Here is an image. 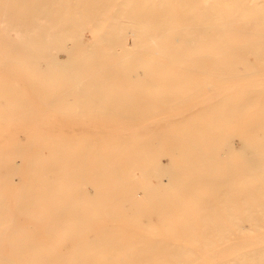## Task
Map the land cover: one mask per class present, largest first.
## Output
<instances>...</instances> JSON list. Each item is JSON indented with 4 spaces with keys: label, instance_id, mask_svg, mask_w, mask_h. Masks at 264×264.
<instances>
[{
    "label": "bare ground",
    "instance_id": "bare-ground-1",
    "mask_svg": "<svg viewBox=\"0 0 264 264\" xmlns=\"http://www.w3.org/2000/svg\"><path fill=\"white\" fill-rule=\"evenodd\" d=\"M0 264H264V0H0Z\"/></svg>",
    "mask_w": 264,
    "mask_h": 264
},
{
    "label": "rangeland",
    "instance_id": "rangeland-1",
    "mask_svg": "<svg viewBox=\"0 0 264 264\" xmlns=\"http://www.w3.org/2000/svg\"><path fill=\"white\" fill-rule=\"evenodd\" d=\"M89 30H90L91 32H90ZM96 31H97V29H95L94 32H93L91 29H87V31H86V39L88 40V42H89V41H90V43L93 42L94 34L96 33ZM88 35H89V36H88ZM89 37H90L92 40H90ZM137 38H138V36H137L136 33H134V32H130V34H129L130 42H132V43L137 42ZM101 102H104V103H113V102H108V101H106V100H102ZM58 114H59V116L55 118L56 120H60V121H62V122H67V121L69 120L68 117L66 116V114H64V113H62V112H59ZM88 120H104V119H98V118L93 119V118H90V119H88Z\"/></svg>",
    "mask_w": 264,
    "mask_h": 264
}]
</instances>
